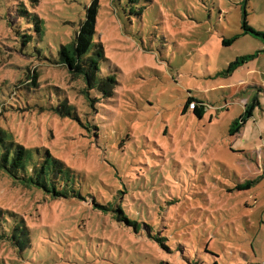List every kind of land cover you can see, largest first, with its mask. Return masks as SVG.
Here are the masks:
<instances>
[{"label":"rangeland","instance_id":"374dc122","mask_svg":"<svg viewBox=\"0 0 264 264\" xmlns=\"http://www.w3.org/2000/svg\"><path fill=\"white\" fill-rule=\"evenodd\" d=\"M92 1L0 0V102L19 100L0 126L35 159L63 162L80 192L52 197L0 172V209L30 231L20 251L0 244V264H264V105L229 134L264 93V40L242 28L264 32V0H97L107 98L58 62ZM22 17L24 46L11 24ZM189 97L202 117L183 112Z\"/></svg>","mask_w":264,"mask_h":264},{"label":"trees","instance_id":"16d2710c","mask_svg":"<svg viewBox=\"0 0 264 264\" xmlns=\"http://www.w3.org/2000/svg\"><path fill=\"white\" fill-rule=\"evenodd\" d=\"M36 1V0H35ZM97 0H93L92 3L86 9L85 19L79 25L76 35L72 41L66 44H60L57 50L58 62L66 66L72 71H78L82 74L84 80L91 87L99 91L103 98L112 96L113 84L116 81L113 76H97L99 73V59L102 57L101 49L92 51L93 39L96 29V15H97ZM1 9L9 11L7 7ZM20 11V10H18ZM22 12H27L21 10ZM3 12V11H2ZM4 14L3 17H7ZM11 20V19H10ZM17 29L16 35L20 37L19 44L26 45L32 40L31 32L24 30V26L27 25L28 29H32L27 17L20 18L17 23H13ZM38 33H40L41 20L37 19L33 25ZM243 33H250L251 35L262 38L264 40V32L253 30L243 20L242 24ZM18 38V37H17ZM237 37L234 36L231 39H224L222 43L224 45H230ZM18 44V45H19ZM94 48V47H93ZM91 49V51H89ZM264 52V47L259 50ZM253 54L238 56L234 61L228 64L226 73L232 72L235 68L245 64L247 59L253 57ZM32 83L36 84V76H32ZM8 98H4L0 102V110L14 109L16 104H19V100H15L12 93H9ZM191 101H195L197 105L193 109H190L197 117H202L205 112V106L202 102L197 101L189 97L184 105L183 112H186L189 108L188 105ZM258 102V98L255 96L250 104L245 105L244 112L234 120L229 130L230 135H234L242 125L245 124L247 117H251L253 114V104ZM63 112L69 116H73L72 108L68 104H64ZM33 149L22 146L18 143L12 142L8 138L7 132L0 126V172L13 177L15 181L27 186H34L40 188L52 197H73L79 196L80 192L74 187L75 177L69 167H66L63 162L54 158L52 154L47 150L40 158L35 159L32 154ZM253 180H249L245 183H240L236 186L237 189H243L249 187ZM102 210H114L117 212V218L119 215L124 214L123 208H114L109 205H97ZM4 209H0V244L6 245L11 248H16L19 251L30 245L29 234L30 231L23 222V218L20 220L6 219L4 215ZM127 224H134V220L128 219V216H121Z\"/></svg>","mask_w":264,"mask_h":264},{"label":"crops","instance_id":"0c3cea01","mask_svg":"<svg viewBox=\"0 0 264 264\" xmlns=\"http://www.w3.org/2000/svg\"><path fill=\"white\" fill-rule=\"evenodd\" d=\"M260 86H262V84ZM255 96L258 98L259 105H264V93L259 91L255 95H253V97H255ZM255 115H256V111L253 112V114L250 118H252V117L254 118ZM251 122H253V121H251ZM245 123H247V121ZM239 133L242 134V136H243V125L239 129V131L236 132L234 135L236 136V134H239Z\"/></svg>","mask_w":264,"mask_h":264},{"label":"built area","instance_id":"2783aa9c","mask_svg":"<svg viewBox=\"0 0 264 264\" xmlns=\"http://www.w3.org/2000/svg\"><path fill=\"white\" fill-rule=\"evenodd\" d=\"M195 105H196V102L194 101H191L190 103H189V105H188V108H189V110L190 109H193L194 107H195Z\"/></svg>","mask_w":264,"mask_h":264}]
</instances>
